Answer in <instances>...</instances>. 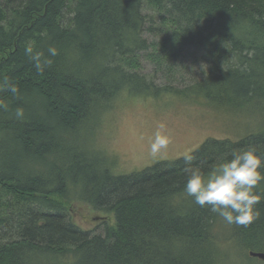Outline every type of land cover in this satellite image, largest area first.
Returning <instances> with one entry per match:
<instances>
[{
    "label": "trees",
    "instance_id": "1",
    "mask_svg": "<svg viewBox=\"0 0 264 264\" xmlns=\"http://www.w3.org/2000/svg\"><path fill=\"white\" fill-rule=\"evenodd\" d=\"M28 45L52 61L42 74ZM191 49L207 65L202 78L182 90L157 85ZM148 51L151 77L139 63ZM4 79L19 95L0 90V264H223L222 248L244 264L264 253V183L261 216L228 225L184 192V157L113 176L87 144L91 123L122 92L264 108V0H0ZM262 126L206 140L192 164L206 175L222 153L249 146L264 157ZM73 201L112 213L114 226L104 236L82 231L67 211Z\"/></svg>",
    "mask_w": 264,
    "mask_h": 264
},
{
    "label": "rangeland",
    "instance_id": "2",
    "mask_svg": "<svg viewBox=\"0 0 264 264\" xmlns=\"http://www.w3.org/2000/svg\"><path fill=\"white\" fill-rule=\"evenodd\" d=\"M146 38L149 42L156 40L150 35H146ZM150 53H140L139 59L141 72L149 77L154 71L147 58ZM206 69L202 53L191 49L184 53L172 78L156 75L155 82L182 90L199 81ZM198 93H202L201 90ZM202 100H187L175 95L159 98L130 96L122 92L91 123L94 125L93 128L91 125V133L86 138L87 144L91 150L104 156L106 167L113 176H122L139 172L158 162L175 161L196 151L208 139L236 141L263 128V107L233 110L227 107L225 101L221 105L226 106H216ZM87 132L88 128L81 135L84 143ZM157 132L167 137L168 144L153 156L151 144ZM66 207L71 222L82 231L104 236L106 226H114L112 213L94 211L78 201ZM222 252L227 260L223 264H240V255L235 250L227 254L222 248ZM246 262L244 264H264L258 260Z\"/></svg>",
    "mask_w": 264,
    "mask_h": 264
},
{
    "label": "clouds",
    "instance_id": "3",
    "mask_svg": "<svg viewBox=\"0 0 264 264\" xmlns=\"http://www.w3.org/2000/svg\"><path fill=\"white\" fill-rule=\"evenodd\" d=\"M25 54L33 61L37 73L42 74L52 64L51 59L42 52L34 51L31 45L25 48ZM48 54L56 56L57 49L49 47ZM0 90L19 95L18 86L10 84L7 79L0 81ZM0 109L6 111L7 104L0 101ZM14 116L22 120L24 109L17 107ZM167 144V137L157 132L151 144L152 155H157ZM193 159L191 154L184 156L187 181L183 190L197 205L208 207L211 213L222 218L228 225L247 226L261 216L257 205L262 196L257 194L256 189L264 183V173L261 171L264 169V157L258 154L256 147L222 153L206 175L199 166L192 164Z\"/></svg>",
    "mask_w": 264,
    "mask_h": 264
},
{
    "label": "water",
    "instance_id": "4",
    "mask_svg": "<svg viewBox=\"0 0 264 264\" xmlns=\"http://www.w3.org/2000/svg\"><path fill=\"white\" fill-rule=\"evenodd\" d=\"M248 255L250 258H256L264 262V253L249 252Z\"/></svg>",
    "mask_w": 264,
    "mask_h": 264
}]
</instances>
